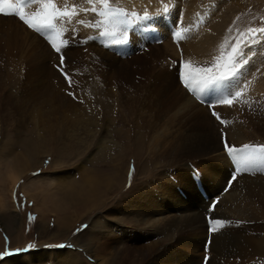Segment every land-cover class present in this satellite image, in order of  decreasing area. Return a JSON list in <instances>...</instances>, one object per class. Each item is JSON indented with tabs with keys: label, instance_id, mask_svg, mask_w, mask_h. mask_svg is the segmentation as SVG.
Segmentation results:
<instances>
[{
	"label": "rangeland",
	"instance_id": "rangeland-1",
	"mask_svg": "<svg viewBox=\"0 0 264 264\" xmlns=\"http://www.w3.org/2000/svg\"><path fill=\"white\" fill-rule=\"evenodd\" d=\"M138 1L140 0H108L111 10L123 9L125 12L126 15L118 17V19L130 20L132 13L139 16L143 15L145 10L151 17L149 20L132 19L130 23H126L130 28L117 29L113 37H109L114 31L111 27L114 24L112 19L106 21L104 25L101 24L99 28L85 27L75 24V21L70 25L57 24V28L62 31V36L56 38L57 44H62L63 39L69 41L68 46L62 48L65 57L64 70L66 62H72V66L76 68L73 78H71L78 81L80 87L76 85L69 87L68 82L64 81L65 78L56 75L55 67L59 64V54L51 48L46 37L28 29L16 16L0 14V252L7 248L12 253L6 257H0V264H56L57 260L61 261L58 262L60 264H73L70 257L59 256L57 260L55 259L59 254L68 251L73 253V257L79 263L81 262L80 264H98L86 251V244L91 239L92 232H100L98 224L104 225L109 222L106 217V208L114 206L122 194L124 195L131 188L138 187L139 184L149 190L150 194L146 198L150 197L157 205L156 211H152L149 216L158 217L157 214L160 213L159 217H162L171 210L170 218H173L172 220L176 223L173 224L176 227L179 226V218H191L193 215L205 217L203 227L206 229L207 237L204 243L201 240L200 244L203 246V250L198 248V250L192 248L188 249L189 251L186 250L187 257H191L194 261L200 259L199 262L204 261V255L207 256L206 262L209 260L210 237L216 233L220 238L230 237L233 232L226 231V229L229 230L230 227L234 229L235 226L229 224L227 220L226 222L225 219H221L224 226L218 228L214 233L210 230L208 216L214 217V211H212L213 215H208L207 211L210 213L209 203L213 196H217L218 202L221 197L226 202H231L235 198V205L236 203L247 204L253 200L255 203H259L257 193L258 189L264 188V171L258 167L257 169L249 168L244 172H240L241 170L235 172V169H238L239 159L233 157L236 165L234 166L228 156L217 153L225 154L222 149L221 133L226 134L228 142L233 146L255 142V146L264 144V90L247 91L248 93L243 94L240 100L234 102L231 107L216 103L215 97L227 96V93H234L238 90L237 87L234 90L230 89L228 80L233 78H235L234 84L241 87L246 85V76L251 82L260 85L263 83L264 87L263 59L256 61L253 59L258 58L256 53L264 55V45L262 44L264 40H253L243 48V54L248 55L245 57L252 60V62L249 61L251 64L246 66L245 72L244 65H238L237 75L225 80L211 96L204 99L212 98L216 103L214 110L221 119L229 121L226 125L221 124L211 115L212 109L202 102L197 94L198 91L189 92L185 88L178 74L185 71L184 63H188L192 69H196L211 67L221 56L226 60L239 33H247L249 28L264 27V0H198L192 8L189 5L186 7V0H150L154 10L138 9ZM164 4H167L171 9L170 13L164 14L158 11ZM56 5L60 8L67 6L69 9L73 5H77L78 15L75 20L85 22L93 20L95 22L104 19L90 12L85 14L79 11V8L91 7L86 0H57ZM96 6L98 10L103 8L100 4ZM221 6L225 7L223 14L226 18L224 17L219 31L215 33V39L212 38L207 50L205 52L188 50L187 47H190V43H192L193 33L202 31L205 22L212 21L214 14ZM37 7V4H30L27 9L34 11ZM181 13H183V23L174 27ZM145 21H149L151 24ZM147 24L150 25L149 27L152 28L156 36L143 33L141 27L145 25L144 27L148 28ZM65 28L68 29L67 32L63 31ZM73 28L76 30L75 32L71 31ZM163 28L165 29L164 33L161 32ZM174 28H177L181 33L182 39L179 42L172 35ZM184 29H188V31H184ZM92 31L94 33L90 34ZM96 31H99V34L100 32L109 33V36H104L101 39H99L100 36L92 39L87 38L89 34L96 35ZM125 31L128 34V42L126 44L115 43V41L125 38ZM147 33H151V31H147ZM111 42L113 44H110L109 47ZM114 44L118 47L117 51H115ZM212 46L214 47L212 48ZM44 51L47 54L49 52L52 54L47 55L45 52L44 55ZM253 54L254 57H251ZM37 59L49 61L50 68L48 70L39 69L38 73L37 70L30 69V72L31 63ZM79 60L81 61L79 62ZM151 65L156 68L151 70ZM158 66L162 67V70L166 69L170 76L167 72L163 75L159 73ZM129 69L131 70L129 71ZM34 73L36 74L34 75ZM58 74L61 73L58 72ZM57 77L60 81L54 79ZM85 78L98 83V88L93 93L89 92L87 88H83ZM37 79L40 81L43 79L45 85L41 84L42 87H39L36 84ZM50 86L57 87V90L60 88V92L56 98L51 97L45 100L48 94L46 87ZM63 88L65 89L63 90ZM42 89L43 92H41ZM69 92H73L76 99L70 96ZM30 93H33L32 101L38 102L36 106L41 105L39 108L45 125L40 131L45 138L43 144L36 143L38 138L35 135L38 132V119H41V116L38 117L36 112L35 114L32 112L25 114L27 108L20 111L14 108L15 100L26 98ZM16 102L19 103V101ZM87 119H92L97 122V125L96 129L91 127V139L85 138L87 141L84 145L73 141L64 144L55 138L54 140L48 139L51 137L49 130L54 127L52 124L64 121L66 127L75 129L78 128L76 127L78 121L84 120L82 122L84 123ZM113 129H118L116 135L119 136L115 135L112 138ZM126 133L127 136L129 135L128 138ZM191 133L197 137L194 134L192 136ZM78 134L82 137L85 136L84 133ZM204 134L206 138H209L212 146L220 142L221 149L217 152L208 150L192 156L186 148V144L188 145L190 142L186 141L198 140ZM123 136L125 137L122 138ZM102 137L105 138V141L107 140L106 143L100 142ZM136 138L143 140L135 144ZM156 138L158 142L154 141ZM32 139L35 141L32 144L36 145L29 143V140ZM111 141L113 143H108ZM105 145L109 146L108 149ZM48 146L50 148L46 149ZM31 148L32 151L34 150L35 155L33 156L36 158H33L35 161L28 166V159L25 156H27L26 153L31 154ZM43 149L47 151L40 152ZM9 153L11 154L9 155ZM111 155L123 158L121 161L119 160L121 164L120 188L122 190L117 193H108L110 198L103 205L96 208L97 210L90 209L85 214L82 213V216L80 212H82L83 206L68 208L58 189L70 188L73 179L82 181L85 176L83 171L86 168H91L98 173L107 172L108 169L105 166L111 162L108 160ZM170 156L176 157V161H170ZM115 157L112 158L114 162L116 161ZM145 160L149 164L148 170L151 171L146 177L141 172L145 170ZM26 163L27 167H25ZM142 163L144 164L142 165ZM263 165L264 159H262ZM17 166L24 170L15 172L14 168ZM263 168L262 170H264ZM194 172L198 175L195 180L192 178ZM64 174L68 175L64 176ZM232 175L236 177L235 180H232ZM13 177L18 180L15 184H13ZM165 178L171 180L169 181L172 182L171 185L173 184L172 189H168L167 182L164 189ZM252 178H257L260 181H254V179L249 181ZM197 180L199 183L196 185ZM228 183L229 186H227ZM244 185L250 189L248 193L255 190L256 193L251 194L252 199L250 194L245 191ZM169 191H172L171 196L167 195ZM199 192L200 194L205 193L207 199L202 197L199 199ZM29 193L37 197H30ZM44 199L53 202V204H51L52 206L46 204L39 214L38 208L44 205ZM121 199L123 200V198ZM208 200L209 202L206 203ZM57 203H64L65 211L61 212H64L62 216L69 218L66 226L56 224L59 222L55 215L57 210L53 205H57ZM165 204H169L172 209L166 211L163 207ZM220 207L227 212L223 204ZM221 211V209L217 210L218 213ZM189 213L190 216L186 215ZM131 214L134 213L131 212ZM29 215L34 219L29 220ZM112 218L116 220L117 216ZM93 220H96V225L93 224ZM260 220L263 221L262 219L250 220L249 224L254 225ZM112 224L111 227L115 228L114 222ZM78 229L80 231H77ZM166 233L160 232L157 237L152 232L148 235L143 234L139 242L145 245L155 242L159 236L165 239ZM109 237L107 240L111 244L112 250L118 253L119 248L123 245H120V242L124 243L126 236L119 234L115 238ZM59 245H65V247H58ZM67 245H72V247H67ZM257 247L264 254V242L258 243ZM44 253L49 254L40 260L39 257H35V255L39 256ZM29 255H32L33 258L22 260ZM151 255L147 256L151 257ZM231 257L230 259H232Z\"/></svg>",
	"mask_w": 264,
	"mask_h": 264
},
{
	"label": "bare ground",
	"instance_id": "bare-ground-1",
	"mask_svg": "<svg viewBox=\"0 0 264 264\" xmlns=\"http://www.w3.org/2000/svg\"><path fill=\"white\" fill-rule=\"evenodd\" d=\"M196 1H198V0H186V2H187L186 7H187V5H189V7L192 8V6H194L193 4L196 3ZM238 1H240V0H238ZM149 2H150V4H149ZM137 8L141 9V10H144V9L154 10L153 3L150 0L138 1ZM224 8H225L224 6H221L220 9L214 14L212 21L207 20L205 22V25H204V28L202 31H197V33H193V35H192L193 38L191 40L192 43H190V47H187L188 50H191L193 52H196V51L205 52L207 50L208 46L211 44L212 38H214V36L216 35L215 33H217L219 31L220 25L224 21V17H225V14H223V11L225 10ZM225 13H227V12H225ZM161 32L164 33L165 29L163 28L161 30ZM262 44L264 45V43H262ZM213 47L214 46H212V48ZM45 52L46 51H44V55H45ZM46 54H47V52H46ZM50 54H52V53H50ZM256 54H258V58H253V59L255 61L263 59L262 61L264 62V55L261 56L259 53H256ZM251 57H254V54ZM80 61L81 60H79V62ZM248 61L252 62V60H248ZM71 63L66 62V64H65L66 69L64 70V72L67 73L70 77H72L74 75L75 68H76V67L72 66ZM49 64H50L49 61L37 59L36 61L31 63L29 71H30V69L31 70L35 69V70H37V73H38V72H40L39 69L48 70L50 68ZM248 64L244 65V72H245L246 66ZM34 65H35V67H33ZM52 65H53V63H52ZM150 68H151V70H154L156 67L151 65ZM16 69H17V67H16ZM130 70L131 69H129V71ZM158 70H159V73H161L162 75L165 72H167L169 75V72L166 69L162 70V67L158 66ZM34 72H36V71H34ZM58 72L61 73L58 70V68L55 67L56 75H58V77L65 78V76L62 73L58 74ZM35 74L36 73H34V75ZM45 74H47V73H45ZM47 76H48V74H47ZM58 77L54 78V79H56V81H60ZM43 78H47V77H43ZM36 81H37L36 84L39 87H42L41 84L45 85L43 79H41V81L37 79ZM64 81H66V83L68 82V80H66V79ZM72 81L74 82L73 85H76L77 87L81 86V85H79L78 81H74V80H72ZM155 81H157V79H155ZM155 81H153V82H155ZM228 81L230 82V89L231 90H234L236 87H237V89L245 87V86L241 87L238 84H234L235 78L230 79ZM245 83L247 85V89L244 92V94L248 93L247 91H263L264 90V87L262 86L263 83H262V85H260V84H257L255 82H251V80L248 79L247 76H246ZM52 85H54V84H52ZM68 85H69V83H68ZM64 86H66V84ZM82 86H83V88H87V90L89 92L93 93L95 90H97L96 88H98V83L92 82L89 79L85 78L84 84ZM65 88H63V90ZM46 89H47L46 93H48V94H47L45 100H48L51 97L56 98L60 92L59 91L60 88L57 90V87H55V86L46 87ZM126 90H127V88H126ZM41 92H43V89L41 90ZM32 94L33 93H30L28 95V97H26V98L15 100V102L19 101V103L17 104V102L16 103L14 102V108L17 111H20L24 108H27L25 114L27 112H29V113L32 112L35 114V112H36V115L38 114L37 116L39 117L42 114V112H40V108H39L41 105L36 106V104L38 102L37 101L35 102V100L32 101V97H33ZM197 94H198V96H200L199 91L197 92ZM29 99H31V100H29ZM43 100H44V98H43ZM49 101H47V102H49ZM112 103H114V102H112ZM216 103H218V102H216ZM79 117H80V115H79ZM83 121L82 120L78 121V123L76 125V127H78V128H75V129H71L69 127H66L64 121L59 123V124H57V123L52 124V126H54L55 128L53 127L52 129L49 130L51 137H48V139L54 140V138H55L56 140H59L60 142H63L64 144H66L67 142L73 141L77 144L84 145L85 142L87 141L85 138L91 139L92 133L90 132V129L92 126L94 127V129H96V125H97L96 123L97 122H94L92 119L91 120L87 119L86 122L82 123ZM207 122H208V120H207ZM79 123H80V125H79ZM35 124H37V122H35ZM67 125H70V124L67 123ZM42 127H45V125H44V121H43L42 116H41V119H38V132L35 133L36 138H38L37 139L38 141L36 140V143H39V144H43L45 142L44 141L45 138H44L43 134L40 133V131L42 130ZM142 128H143V126H142ZM117 130L113 129V131L111 132V133H113L112 138L118 133ZM78 133H84L85 136L82 137ZM137 133H139V132L137 131ZM194 133H191V135L193 136ZM125 135L128 138L129 135L127 136V133ZM197 135H199V134H197ZM207 135H208V133H207ZM116 136H119V135H116ZM194 136L197 137L195 134H194ZM124 137L125 136H123L122 138H124ZM202 137H205V138L203 139ZM202 137L200 136V139H198V140L193 139L192 141H190V140L186 141V142H190L188 145L186 144V148L191 153L192 156H193V154L197 155L200 153L207 152L208 150H210V152H214V151L217 152L218 150L221 149L220 142H218V143L215 142L216 144H214V146H212L209 142V138H206L205 134ZM198 138H199V136H198ZM142 140H143L142 138H136L134 140V143L137 144L139 142H142ZM201 140H202V142H201ZM211 140H212V138H211ZM106 141H105L104 137H102L100 139V142H102V143H106ZM154 141L158 142L157 138ZM34 142H35L34 139H32L31 141L29 140V143H31V145H36V144H32ZM128 142H125V143H128ZM108 143H113V141L108 142ZM102 145L104 146V144H101V146ZM138 145H140V144H138ZM105 147H107V149H108L109 146L105 145ZM49 148L50 147L48 146V148H46V149H49ZM46 149L40 150V152H45V151H47ZM26 152H28V151H26ZM219 153H222V155H225V154H223V152H218L217 154H219ZM10 154L11 153H9V155ZM26 155L27 156H25V155L24 156L28 159L27 161H28V166H29L31 163H33L35 161V160H33V158H36L33 156V155H35L34 150L32 151V148H31V154L26 153ZM215 155H216V153H215ZM122 156H123V154H122ZM114 157H113V155H111L108 158V160H111V162H108V165L105 166L108 169L107 172H103V173L99 172L98 173V172L93 171L91 168L90 169L86 168L83 171V172H85V174H84L85 176H84L82 181H77V180L73 179L71 182L70 188L58 189L59 194L61 195L62 199H64V203L68 206V208L70 206H83L82 212H80V215L82 216L83 214H85V212L89 211L90 209L95 210L96 208L98 209L99 206L103 205L107 201V199L110 198L108 196V193H117V192L122 190V188H120L121 187V184H120L121 179H120L119 172H121L120 171V165H121L120 161L123 158L121 159V156H116L115 157L116 161L114 162V159L112 160V158H114ZM118 157H120V158L118 159ZM170 157H171V158H169L170 161H172V160L176 161V157H173V158H172V156H170ZM179 159H180V156H179ZM21 162H22V160H21ZM225 163H226V161H225ZM143 164L144 163H142V165ZM61 166H63V165H61ZM25 167H27V163L25 164ZM15 169H17V170H15ZM148 169H149V164H148L147 160H145V170L141 171L144 174V177L148 176V174L151 172ZM23 170L24 169H22V170L19 169V166L14 168L15 172H17V171L21 172ZM63 171H61V172H63ZM67 175L64 174V176H67ZM167 177H168V174H167ZM253 179H254V181H260V180H257V178H252L249 181H252ZM13 180H14L13 184H15L16 181H18V180H16V177H13ZM169 180L168 179L166 180V178H165L164 189H165V183L166 182H167V186L169 187L168 188L169 190L173 188L172 187L173 184L171 185L172 182L170 183L171 180L170 181ZM119 188H120V190H119ZM244 189L247 192V194H250V198L252 199L251 194L256 193L255 190L253 189V191L251 190L252 192L248 193L250 191V189H247V187H245V185H244ZM205 192H207V191H205ZM149 194H150L149 190H147L143 185L139 184L138 187H136L134 189L131 188L130 190H127L124 193V195L122 194L121 198H123V200L120 198V200H118V202L116 200L117 203L114 206L111 207V205H110L111 208H106L107 209L106 217L111 224H112V222H114L115 228H112L111 224L109 222L104 223V225L98 224V229H100V232H97V233L92 232L93 235H92L91 239L89 238L90 239L89 242L87 241L88 243L86 244V251L88 252V254L91 257H93L95 259L96 263H98V264H201L202 262H199L200 259L199 260L197 259L196 261H194L191 257H187V253H186L187 251L186 250L191 249V248L192 249L198 248L201 250L203 248V246L200 245L201 240H203V243H204V240L207 237L206 236V233H207L206 229H205V227H203L204 226L203 221H205V217L193 215L192 216L193 218L192 217L191 218H186V217L179 218V220H178L179 226L176 227V225H175L176 223L174 222V220H172L173 218H170V214H171L170 209H172V208L170 207L169 204L163 205V207L165 208L166 211H167V209L170 210V211H167L166 215L159 217L160 213H158L157 214L158 217L157 216L151 217V216H149V214L152 211H156L157 205H156V202L153 201L150 197L146 198L147 195H149ZM199 194H200V192H199ZM204 194L203 193L200 194L198 196V198L199 199H201L200 197L207 198V196ZM167 195L171 196L172 191H169V194H167ZM29 196L33 197V198L37 197L34 194H30V193H29ZM257 196H258L257 198L260 200L258 204L255 203V201L253 200L249 203L246 202L247 204L239 205L238 203H236V205H235L234 204V202H235L234 197L235 196L233 197L234 199L229 197L232 199L231 202L224 201V199H222V197L219 199L220 202L217 204V206L215 208L214 217L220 218V219H225V221L227 220L229 224H231V225L233 224L235 226H234V229H231V227L229 228V230L226 229V231L233 232L232 233L233 235L230 237L220 238L216 235L217 233L214 236L210 237V252H211V254L209 255L208 262H205L206 264H264V254L257 247L258 243L264 242V235H262V234H264V188L258 189ZM167 199H169V198H167ZM227 200H229V199H227ZM131 201H135L136 203L135 202L130 203ZM243 201H245V200L243 199ZM49 202H51V201H47L46 199H44V205L41 204L42 207L38 208L39 214L41 213V210L43 209V207L46 206V204H49V205L53 204V202H51V203H49ZM208 202H209V200L206 203H208ZM64 203H62V204L57 203V205L56 204L53 205V207H55V209L57 210V211H55V210H53V211H55V213H56L55 215L57 216V221L59 222V224L58 223H56V224L58 226L68 225V219L69 218L62 216V214L64 212H61L62 210L65 211ZM220 203L223 204V206L227 209V212L224 211L225 209L223 210L221 208L222 206L220 207V205H221ZM60 206H63V207H60ZM219 209L222 210L220 213L217 212V210H219ZM131 212H133L134 214H131ZM207 214L213 215L212 212L209 213L208 211H207ZM186 215L190 216V213L186 214ZM114 216H117L116 220L112 218ZM258 219H262L263 221H261V220L257 221L254 225L249 224L250 220H258ZM117 222H120V223H117ZM158 222H160V223H158ZM173 223H175V224H173ZM93 224L94 225L97 224L96 220H93ZM125 226H127L130 229H127ZM146 227H148V228H146ZM98 229H97V231H98ZM222 230H223V228H222ZM151 232L155 234V237H157V235L160 232H167L166 233L167 235H166L165 239H163L159 236L155 242H150V243H147L145 245L144 244L142 245L139 242L140 237L143 234L148 235ZM222 233H224V232H222ZM119 234H121L122 236H126V239L124 238V243L120 242V245H122V244L123 245L119 248L118 253H115L112 250L111 244L109 243V241L107 239L110 238L109 236H111L112 238H115ZM82 238H84V237H82ZM198 240H199V242H198ZM48 254L47 255H46V253L39 254V256L35 255V257H39V260H40V259H43L44 257H47ZM147 255H151V257H148ZM59 256L68 257V258L70 257L69 259H71V262H73V264H80L81 263V262L79 263L73 257V253L71 251H68L67 253L59 254L57 257H55V259L57 260V258H59ZM230 257L232 259H230ZM32 258H33V256L29 255V256L23 258L22 260L25 261L26 259H32ZM68 260H66V261H68ZM57 261L61 262L59 260H57ZM62 261H64V260H62ZM18 262H21V261L18 260ZM58 262L56 264H60ZM68 262H70V261H68Z\"/></svg>",
	"mask_w": 264,
	"mask_h": 264
},
{
	"label": "snow or ice",
	"instance_id": "snow-or-ice-1",
	"mask_svg": "<svg viewBox=\"0 0 264 264\" xmlns=\"http://www.w3.org/2000/svg\"><path fill=\"white\" fill-rule=\"evenodd\" d=\"M86 2L91 5V7L79 8L80 12H84L85 14L90 12L98 15L99 17H103L104 19L95 22L75 20V17L78 15L77 5H73L70 9L67 6L60 8L53 2V0H15V3L11 2V0H0V14L18 17L28 29L47 38L51 48L59 54V64L57 65L58 70L65 76V79L68 80L69 87H72L74 82L71 77L64 72L65 57L62 51V48L68 46L69 41L67 39H63L62 44H57L56 38L62 36V31L57 28V24L70 25L75 20L76 24L84 25L85 27L99 28L101 24H104L109 19H112L113 23L116 24L130 23L132 19H151L147 10H145L143 15L139 16L132 13L130 20L118 19V17H124L126 15L125 12L123 9L117 11L111 10L108 6V0H86ZM30 4H37L38 7L34 11H25ZM97 4L102 5L103 8L98 10V7L96 6ZM158 11L168 14L171 12V9L167 4H164L162 9H159ZM182 23L183 13L180 14V18L177 23L174 24V27H177ZM63 31L67 32L68 29L65 28ZM71 31L75 32L76 30L73 28ZM184 31H188V29H184ZM108 34L109 33L106 32L100 33L101 36ZM111 34L113 36L115 35L114 32ZM127 35L128 34L125 31V38L123 40H117L115 43L126 44L128 42ZM173 35L177 42L182 39L180 31H175ZM90 39L92 38L90 37ZM253 40H264V27L249 28L247 33H239V36L232 45L231 52L228 54L226 60L223 56H221L211 67L196 69H192L188 63H184L183 68L185 71L178 74L179 79L190 92L199 91V98L203 100L210 109H213L211 111V115L223 125H226L229 121L221 119L220 115L214 110L216 103H214L212 99L204 100V97L211 96L222 81L235 77L237 75L238 65H246L249 63L248 59L243 54V48ZM193 85H195V87H193ZM246 89L247 85H245L244 88H239L234 93H229L227 96L215 97V101L219 104L231 107L234 102L240 100ZM68 94L76 99L73 92H69ZM221 141L223 144V150L230 157L235 158L238 157L239 153H244L245 155L242 159L245 163H250L257 159H264V145L254 146L244 144L241 148H237L228 142L227 136L224 133H221ZM235 178L236 177L233 176L232 180H235ZM218 203V201L213 202L208 210L210 212L215 211ZM28 219L32 220L34 217L29 215ZM208 223L210 224V230L213 233L216 232L218 228L224 226V222L221 219L212 216L208 217ZM77 231H80V229ZM58 247H65V245H59ZM67 247H72V245H67ZM11 254L12 253L5 248L3 252H0V257H6Z\"/></svg>",
	"mask_w": 264,
	"mask_h": 264
}]
</instances>
